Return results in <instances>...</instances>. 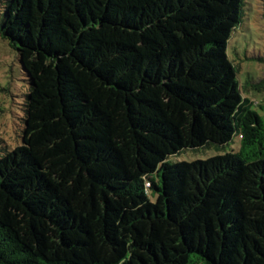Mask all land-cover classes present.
Instances as JSON below:
<instances>
[{"label":"trees","instance_id":"trees-1","mask_svg":"<svg viewBox=\"0 0 264 264\" xmlns=\"http://www.w3.org/2000/svg\"><path fill=\"white\" fill-rule=\"evenodd\" d=\"M243 4L0 0L28 84L20 144L0 137V264H264V119L228 49Z\"/></svg>","mask_w":264,"mask_h":264},{"label":"rangeland","instance_id":"rangeland-1","mask_svg":"<svg viewBox=\"0 0 264 264\" xmlns=\"http://www.w3.org/2000/svg\"><path fill=\"white\" fill-rule=\"evenodd\" d=\"M242 22L229 42V56L237 66L243 94L254 101L253 109L264 119V0H244ZM28 84L18 54L0 38V137L9 147L20 144L22 103ZM240 140L225 146L210 145L185 150L172 162H193L226 153H236Z\"/></svg>","mask_w":264,"mask_h":264}]
</instances>
